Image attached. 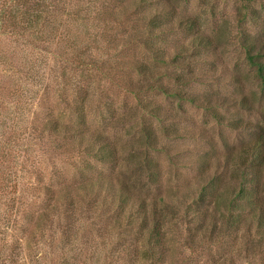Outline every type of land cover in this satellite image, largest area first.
I'll return each mask as SVG.
<instances>
[{"label":"rangeland","instance_id":"rangeland-1","mask_svg":"<svg viewBox=\"0 0 264 264\" xmlns=\"http://www.w3.org/2000/svg\"><path fill=\"white\" fill-rule=\"evenodd\" d=\"M131 2L0 0V264H151L140 254L137 215L128 219L137 199L163 218L160 264H264V251L245 247L257 241L253 235L264 242L261 231L248 237V216H240L239 231L226 233L218 220L210 237L212 218L226 210L193 195L203 167L210 175L224 166L227 152L236 155L253 132L221 125L205 109L167 95L182 89L211 105L234 99L238 109L215 112L264 128V92L239 45L241 31L264 40V0H154L124 13ZM160 8L162 22L196 18L220 46L192 58L184 53L192 36L177 25L147 36ZM175 74L193 81L178 85ZM243 100L251 111L239 109ZM166 116L174 119L167 125L195 137L167 138ZM144 128L162 148L150 151L158 166L153 186L137 165ZM78 129L82 137L60 134ZM92 149L109 153H102L109 161ZM105 179L116 194L120 179L136 193L126 211L107 188L94 193Z\"/></svg>","mask_w":264,"mask_h":264},{"label":"trees","instance_id":"trees-1","mask_svg":"<svg viewBox=\"0 0 264 264\" xmlns=\"http://www.w3.org/2000/svg\"><path fill=\"white\" fill-rule=\"evenodd\" d=\"M23 4H27V0H18ZM154 0H132L130 5L123 7V12H127L128 8L138 6H143L144 4H152ZM248 7L247 5L245 6ZM159 11L150 19L148 22L149 27L147 28V36L153 35L155 30L162 29L165 27H172L177 25L176 30L184 31L187 35L192 36L190 40V45L185 47V54L188 51H191L192 58L195 55L199 56L202 53L209 52L210 50H214L217 46V38L214 36H210L203 31H201L199 21L196 18H192L190 16H182L176 21L162 22L160 17L162 18L161 8ZM172 14V11H170ZM171 14H169L171 16ZM242 18L238 20V23H241L244 20V14L239 13ZM173 17V16H172ZM240 25V24H239ZM240 27L238 29L240 30ZM240 32V31H239ZM144 46L148 49H151V44H147L143 42ZM150 45V46H149ZM239 45L244 52L245 60L248 68H250L253 72V77L258 81L259 88L262 92H264V40H258L245 32H240ZM183 47L181 48V51ZM200 51V53H199ZM183 54V53H182ZM182 54H177L174 58L177 61L182 57ZM196 56V57H197ZM217 59V58H215ZM220 60V58H218ZM217 60V61H218ZM197 62V61H196ZM189 64V62H188ZM194 64V63H193ZM144 71V70H142ZM236 74H234V78L236 80ZM233 78V79H234ZM179 85H186L193 81V79H186L181 74H175L174 78ZM237 81V80H236ZM162 91H166L162 89ZM167 93V92H165ZM167 95H175L181 100H188L192 103V105L205 109L209 112L212 117L219 123L226 125L227 127L233 130H242L247 133L253 132L254 138L251 142H246L241 147H239V151L236 155L233 156V151H228L225 155L226 162L224 166L218 164L213 169L212 173L208 175L207 169L203 167L201 170L203 173L199 179V191L198 194L196 192L193 194L197 195L198 202L203 204L205 201L213 204L214 208L217 207L219 210V205L225 209L219 211L218 216L212 218L211 226L212 230L210 233V237L216 233V229L219 228L218 220L225 224L226 229L225 233L228 231H239V223L240 216L244 217L242 214L249 217L250 225H248L249 229H247L248 237L251 236V233L255 231V233H264V184L262 182L264 176V128H259L257 126L251 125L247 122H239V120L229 119L227 116H221L215 110L220 107L222 109H238L237 103L234 99L227 100L226 98H221L222 102L220 105L217 103L216 105H211V101L209 99H205L204 101L194 96L193 94H188L185 91L177 90L174 94L167 93ZM239 109H244V107L251 111V106L248 102H238ZM153 115H157V112L151 111ZM161 118V117H160ZM173 119V116H166L164 121H161L163 126V131H165V135L167 138L178 139V138H188L192 139L195 137V134L191 132H179V130L175 129L169 124ZM165 122V123H164ZM54 129L58 132L56 128V123L54 124ZM67 128H64L66 130ZM61 132L60 134L65 135H79L82 137V131H72L68 133L66 131ZM190 133V134H189ZM144 144L145 148L141 151L143 153L141 162L137 165L141 166L144 170L148 172V182L150 185H157L158 179V166L156 162L150 155V151H156L162 149L158 145V141L152 132V130L144 128ZM98 141V140H96ZM82 143V142H81ZM141 146V145H140ZM142 148H138V151ZM102 153H105L107 156H110L107 152H102L100 150H93L91 155L96 157L99 161H109L107 157H104ZM229 173V175H226ZM226 178V182L224 180ZM106 181V186L104 183H99L95 186V192L90 186L88 192L92 191L96 194L100 193L101 189L107 188L109 190V195H119V204L121 208H124L126 211V207L129 205V201L134 198L136 193H134L131 189V186L128 185L125 180L119 181V194L113 192L112 188ZM152 183V184H151ZM225 184V186L223 185ZM88 189V186L85 185ZM49 190V189H48ZM51 191V190H49ZM67 196L73 193L70 188H67L64 192ZM141 201L139 206L128 212L129 221L133 218V216L137 215L134 222L138 223L139 233L143 235L144 246L143 251L141 250V257L146 259L151 264H160V262L164 259L165 247L163 241V218L159 211L153 207L150 211L147 210V205L145 204L144 199H137L136 201ZM206 203V202H205ZM206 204H204L205 206ZM186 214L190 213L192 208H186ZM206 213V212H205ZM201 216L203 219L206 214ZM221 213V214H220ZM215 216V215H214ZM128 221V224H129ZM131 223V222H130ZM253 239L257 238L256 242L246 241L245 247L249 251L255 253H262L264 251V242L260 239V237L253 235Z\"/></svg>","mask_w":264,"mask_h":264}]
</instances>
